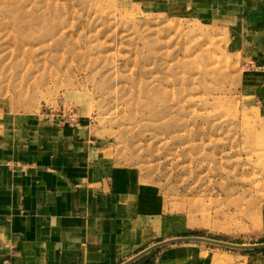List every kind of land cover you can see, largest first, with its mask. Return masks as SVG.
Masks as SVG:
<instances>
[{
    "label": "rangeland",
    "instance_id": "rangeland-1",
    "mask_svg": "<svg viewBox=\"0 0 264 264\" xmlns=\"http://www.w3.org/2000/svg\"><path fill=\"white\" fill-rule=\"evenodd\" d=\"M250 71L231 30L174 1L0 0V121L76 118L66 126L120 174L144 227L137 247L167 242L143 264L264 253L253 248L264 243V110Z\"/></svg>",
    "mask_w": 264,
    "mask_h": 264
},
{
    "label": "crops",
    "instance_id": "crops-1",
    "mask_svg": "<svg viewBox=\"0 0 264 264\" xmlns=\"http://www.w3.org/2000/svg\"><path fill=\"white\" fill-rule=\"evenodd\" d=\"M160 1L233 32L251 70L244 85L264 110V0ZM66 125L41 115L28 124L0 121V264H125L152 244L136 245L144 227L120 174ZM246 258L264 264V253Z\"/></svg>",
    "mask_w": 264,
    "mask_h": 264
},
{
    "label": "built area",
    "instance_id": "built-area-1",
    "mask_svg": "<svg viewBox=\"0 0 264 264\" xmlns=\"http://www.w3.org/2000/svg\"><path fill=\"white\" fill-rule=\"evenodd\" d=\"M42 116V118L44 120H48V121H51V120H60L62 122H65L67 123L68 125L70 126H73L76 124V118H73V117H66L65 115L63 116H56L54 114H51V113H41L40 114Z\"/></svg>",
    "mask_w": 264,
    "mask_h": 264
},
{
    "label": "water",
    "instance_id": "water-1",
    "mask_svg": "<svg viewBox=\"0 0 264 264\" xmlns=\"http://www.w3.org/2000/svg\"><path fill=\"white\" fill-rule=\"evenodd\" d=\"M173 241H174V240H171L170 242H173ZM212 242L217 243V242H215V241H212ZM166 243H167V242H164V243H161V244H158V245H156V246H153V247L148 248L147 250H145V251L142 252L141 254L137 255L135 258H133V260H131V261L125 263V264H130V263H132L133 261L139 259L140 257H142L143 255L147 254V253L150 252L151 250L155 249L156 247L161 246V245H164V244H166ZM219 244H220V243H219ZM253 248H256V249H260V248H261V249H262V248H264V243L259 244V245H256V246H254Z\"/></svg>",
    "mask_w": 264,
    "mask_h": 264
},
{
    "label": "trees",
    "instance_id": "trees-1",
    "mask_svg": "<svg viewBox=\"0 0 264 264\" xmlns=\"http://www.w3.org/2000/svg\"><path fill=\"white\" fill-rule=\"evenodd\" d=\"M261 252H264V250H263V251H261Z\"/></svg>",
    "mask_w": 264,
    "mask_h": 264
}]
</instances>
